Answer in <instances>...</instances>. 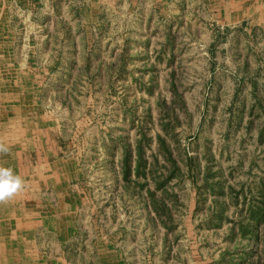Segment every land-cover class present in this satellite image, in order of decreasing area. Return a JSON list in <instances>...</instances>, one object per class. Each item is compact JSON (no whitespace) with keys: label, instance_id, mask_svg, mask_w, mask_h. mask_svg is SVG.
Returning <instances> with one entry per match:
<instances>
[{"label":"rangeland","instance_id":"rangeland-1","mask_svg":"<svg viewBox=\"0 0 264 264\" xmlns=\"http://www.w3.org/2000/svg\"><path fill=\"white\" fill-rule=\"evenodd\" d=\"M97 1L0 0L4 87L58 156L44 210L83 235L69 257L264 264V0Z\"/></svg>","mask_w":264,"mask_h":264},{"label":"crops","instance_id":"crops-1","mask_svg":"<svg viewBox=\"0 0 264 264\" xmlns=\"http://www.w3.org/2000/svg\"><path fill=\"white\" fill-rule=\"evenodd\" d=\"M173 1L161 0L163 10H167L166 14L171 11V6L174 5ZM200 1L181 0V7H184V2L187 3L185 7L199 11L201 8ZM202 1L203 7L211 13L216 12L219 5L225 13L232 14L243 11L241 7L239 8L240 0ZM97 2L102 3V0ZM140 4L141 2L134 9L132 8L129 14L137 15L142 12ZM152 4L157 5L158 3L153 1ZM249 6L250 0H245L246 12L250 11L251 7ZM152 8L146 9L143 23L148 22V14L154 13L151 11ZM1 9L3 10V8ZM2 10L0 16H2ZM3 41L0 39V43ZM6 46L8 47V43ZM3 54L4 57L0 55V144L7 151L0 152V167L12 169L14 174L22 178L24 183L21 190L13 197L0 202V264H82L80 261L75 262L69 257V253L85 254L86 252L81 243L83 235L73 225L74 215H70L67 211V206L70 204L64 203L65 212L63 209L57 212L55 208L53 211L51 208L47 212L44 210L47 206H52L51 202L43 196L46 194L45 189L49 186L48 181L54 177L55 170L52 166L57 167L55 164L58 156L53 154L54 150L51 147L47 149L42 147V140L49 143L51 141L48 137L44 139L40 137L41 127L37 128L38 134L33 128L32 136L27 131V126H36L38 122L27 121V117L23 114L25 107L19 102V96L22 98L20 89L15 91L11 87L12 83H8V89H6L4 87L6 82L2 77L3 69L8 67L6 65L10 64L11 59L13 61L19 59L13 54L12 57L9 53ZM13 72L17 73L18 71L15 69ZM16 81L17 79L13 80V86H15ZM11 97L14 99L13 101ZM40 125H42L41 122ZM52 189L55 191L57 186ZM43 190L45 191L43 192ZM58 205L59 203L55 206ZM99 243L91 247V253L96 255L97 262L91 263L87 260L90 259L88 257L83 258L84 264H122L118 260L111 261L110 254H112L113 248L108 249V252L104 245L105 242ZM87 252L89 253L88 249ZM113 252L116 253L117 251L114 250ZM106 253L110 256L107 257Z\"/></svg>","mask_w":264,"mask_h":264},{"label":"clouds","instance_id":"clouds-1","mask_svg":"<svg viewBox=\"0 0 264 264\" xmlns=\"http://www.w3.org/2000/svg\"><path fill=\"white\" fill-rule=\"evenodd\" d=\"M7 149L0 144V152ZM23 180L19 175L14 174L13 170L0 167V202H4L13 197L23 186Z\"/></svg>","mask_w":264,"mask_h":264},{"label":"bare ground","instance_id":"bare-ground-1","mask_svg":"<svg viewBox=\"0 0 264 264\" xmlns=\"http://www.w3.org/2000/svg\"><path fill=\"white\" fill-rule=\"evenodd\" d=\"M2 233H3V232H2ZM2 233H1V234H2ZM3 234H4V233H3Z\"/></svg>","mask_w":264,"mask_h":264}]
</instances>
